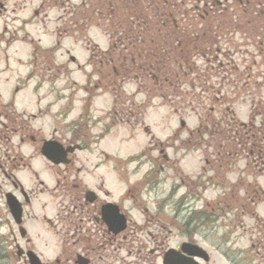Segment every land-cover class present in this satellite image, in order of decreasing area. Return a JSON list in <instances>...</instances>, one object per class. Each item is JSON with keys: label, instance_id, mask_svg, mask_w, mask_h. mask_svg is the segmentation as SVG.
Listing matches in <instances>:
<instances>
[{"label": "rangeland", "instance_id": "obj_1", "mask_svg": "<svg viewBox=\"0 0 264 264\" xmlns=\"http://www.w3.org/2000/svg\"><path fill=\"white\" fill-rule=\"evenodd\" d=\"M81 1L71 0L73 4ZM98 1L88 0L91 6L86 5L89 9L86 12L88 18L94 13L90 9ZM39 2L40 0H33L30 8ZM230 6L227 12L217 13L204 21L196 11L194 12L197 15L190 20L188 15L181 14L182 28L185 25L187 30L178 36L191 42L186 51L178 55L180 58L176 62L173 58L164 65L163 74L171 72L170 78L173 80L172 73L186 71L185 78L184 75L180 76L186 81L182 86L174 83L165 84L163 87L156 85L157 88H154L153 82L158 84L157 80L147 75L144 78L146 85L153 90L149 94L138 93L139 86L133 79L122 80L124 64L127 63L122 64L121 57H117V75L112 64L106 63V75H102L105 88L94 89L102 82L100 74H94L88 83V86L91 85L89 90L96 97L92 109L88 111V118L85 117L82 122L83 125H78L75 118L83 109L85 92L82 85L86 83L87 72L92 70L87 65L89 50L85 43L90 39V43L95 42L102 50L109 48L108 36L113 32L109 18H102L99 24L93 19L98 26L90 19L89 25L76 33L78 35L81 32L84 37L87 36L85 43L68 35L61 39L55 56L46 52L50 55L49 62L43 63L41 72L38 68L36 71L46 75L52 65L54 81L45 79L41 82L40 76L36 75L30 80L26 79L30 69L26 61L33 44L30 39L33 38L36 42L40 39L45 46L56 47L58 37L55 29L59 24L57 17L63 15L62 20L68 23L72 17L68 7L64 9L54 5L46 9L47 15L43 11L37 18L32 17L30 11L26 43H15L0 54L1 96L7 103L13 100L20 112H36L46 105L60 112L61 108L66 105L68 107L69 98L73 96L71 108L62 112L64 118L59 117V124L52 120V113L46 117L45 113L49 111L47 109L43 111L45 116L41 113L40 118L30 120V125L35 131L40 128V134L46 136L51 135L54 126L64 138L71 134L86 136L87 153L92 152V155L89 161L84 158L85 174L87 173L83 177L85 181L99 182L104 179L106 187L117 197L122 194L130 180L138 181L152 166L157 169H151L150 174L154 171L161 172L158 186L153 175L141 180L144 184L149 183L156 187L154 194L145 196L150 210H155L157 206L155 198H166L163 212L151 216L144 230V234L148 236L145 241L148 243L145 255L150 258L146 261L147 264H161L160 256L156 260L157 255L151 253L153 247H164L166 244L174 247L190 239H194L209 251L210 258L204 264H264V162L257 154L262 145L257 142L251 152L253 145L245 143L246 140L240 144L233 141L232 151L220 154L214 145L222 137L220 135L211 143L208 142L209 135L205 133L204 143H199L196 149L190 148L185 140L189 130L198 126L199 121H202L203 127L218 122L225 129L231 127L233 121L253 122L258 129L256 138L261 136L259 128L264 127V13L248 15L249 9L242 8L240 3H234L233 0ZM194 12H190L191 15ZM191 32L199 33V36L195 37ZM114 78L117 81L115 84L112 81ZM120 82H125L122 84L124 88ZM115 85L117 90L114 89ZM19 86L22 88L16 92ZM114 92L117 94V101H114ZM58 93L62 98L56 100ZM144 100L147 102L142 103ZM89 104L88 101L85 107L88 108ZM110 108L120 110L124 119L129 112L130 121L113 122V117L106 118L110 115ZM232 109L234 116L231 112L226 114ZM66 115L69 116L68 119ZM93 119L98 124H93ZM107 120L110 121L107 123ZM182 120L186 121L184 127L181 126ZM227 124H230L228 128ZM109 125V131L96 143V135L105 132ZM147 126L150 127L151 134ZM239 130L242 135L243 127ZM196 134L201 135L197 132ZM16 135L20 134L15 131L11 141L6 144L10 156L7 154L4 157L0 144V161L4 162L13 155L34 153L30 141L27 142L32 145L26 143L21 149L17 148ZM198 140H201L200 136ZM262 153L264 154V149ZM141 154L145 158L140 160L138 156ZM98 159L101 168L96 171L94 164ZM32 167L39 173V178L29 168L23 169L24 166L16 173L25 189L41 188L39 180H43L47 188L54 187L56 174L49 169L41 155H35ZM118 173L123 175V182L117 180ZM2 174L0 171V235L4 234L8 239L12 237L8 221L12 223L13 219L6 202L3 203L2 193L16 190L11 180L7 176L4 178ZM173 189L174 193L171 194ZM62 198L59 190L37 192L33 209L27 207V212L33 217H26L24 226L38 251L43 252L44 259L57 254L63 235L56 233L54 229L51 232L41 223L40 218L35 217L43 214L46 203V213L52 217L56 215ZM14 230L21 236L17 227ZM2 239L0 237V248L5 244L1 243ZM23 242L26 240L23 239ZM45 243L48 244L47 247ZM136 259L137 254L129 255L123 249L116 263L130 264V260Z\"/></svg>", "mask_w": 264, "mask_h": 264}, {"label": "flooded vegetation", "instance_id": "obj_2", "mask_svg": "<svg viewBox=\"0 0 264 264\" xmlns=\"http://www.w3.org/2000/svg\"><path fill=\"white\" fill-rule=\"evenodd\" d=\"M140 1L147 3L143 6ZM233 1L234 3H240L242 8H248V15L258 12L264 13V0ZM31 3H33V0H0V54L4 49L7 50L15 43L22 42L23 38H27L29 33L25 29L30 23V11H32V17L37 18L43 11L47 15L46 9L52 8L55 3L64 5L65 1L41 0L33 8H30ZM110 4L112 5L113 13L115 12L116 15L123 12L132 13L133 16L135 15L139 20H142V24L147 29H149L147 26L151 25L149 19L151 11L158 14L160 23L162 22L164 25L166 18H171L174 15L178 16L182 9L188 15L189 20L196 16L197 12L201 16V20L204 21L209 20L210 17L217 13L227 12L231 8V0H116L114 2L110 1ZM148 10L150 11L148 12ZM190 12L195 14L191 15ZM174 20L176 28L181 30L180 25H183L181 18L178 16ZM20 25L25 28L22 30L25 31L23 34H19V32H22ZM237 28L239 29V26ZM183 29L187 30V27L184 25ZM213 31L216 32L215 29ZM193 34L199 36V33L193 32ZM114 40H118L120 44L123 43L121 37H116ZM31 42L33 44L32 50L29 51V58L36 65L32 70V73H35L37 68L41 70L43 63L48 62L50 55L46 52L51 51L44 49L33 38ZM41 52H44V54ZM41 113L44 115L43 111L39 110L38 113H32L24 118L18 117L15 111H12L0 101V144L3 147L4 157L7 154L10 156V151L6 150L8 147L6 144L11 141L15 131L20 134L16 135L17 148L21 149L26 143H29L27 141H30L33 145L29 144L34 148V153L32 154L21 153V156L13 155V157H9L4 162L0 161V171H2L3 177L7 176L11 180L17 191V193L16 191L14 193L19 196L23 203L26 212L23 224L26 221V217H33L27 212V207L30 206L33 209V201L37 192L45 193L54 189L59 190L63 197L60 202V209L56 215L52 217V215L49 216L46 213V203L43 206V214L35 217V219L40 218L41 223L50 229L51 232L54 229L56 233L63 235L57 254L52 260H50L51 258L43 259V263L117 264L119 253L121 254V251L125 249L129 255L132 253L138 255V259L130 260V264H147L146 261L150 260V258L145 255L148 245L145 241L148 236L144 234V230L148 225L149 218L161 212V209L158 206L160 204L158 197H154L157 204L155 210H150L149 206H147L148 200L143 198L142 195L154 194L156 187L149 183H141L142 186L136 183L133 185L134 188L128 185L125 198L118 200L114 198L113 193L106 187L104 179L99 182L85 181L83 177L87 173L85 174L86 165L84 158L86 161L91 158V154L86 152V136L83 134H71L64 138L58 133L59 129L57 127L54 128L50 136L40 134V128L35 131L30 125V120L42 116ZM28 137L30 140H25ZM48 140H54L55 142L53 141L51 144L58 146L60 151L64 152L63 163L61 164H54L42 156L49 169L55 172L56 183L53 188H47L45 182L39 180L41 188L25 189L17 178L16 173L24 166L23 169L29 168L39 178V173L33 169L30 160L36 154L41 153L43 144ZM100 165L94 164L96 171ZM117 177L122 179L123 175L118 173ZM158 185L159 183H157ZM5 193V191L2 193L4 204ZM126 200H129V202L127 201L128 204ZM32 212L35 211L32 210ZM109 217H112L114 222L110 225L111 227L106 223ZM119 217H123L124 223H118ZM8 223L10 224L12 237L7 239L5 236L0 235L3 238L1 243H5L0 248V264H29L27 252L34 250L37 253L34 242L31 241L32 239L28 235L23 238L17 235L14 227H17L19 231L21 228L20 224L18 225L14 221L12 223L8 221ZM121 226H123L122 229L117 231ZM23 239L26 242H23ZM47 245L45 243V246ZM179 246L180 243L176 245V247ZM167 247V244L164 247L155 246L152 248L151 253L157 255V260L159 256L161 257L165 253ZM41 253L43 252L38 253L40 257H42ZM200 260L203 261L202 259Z\"/></svg>", "mask_w": 264, "mask_h": 264}, {"label": "trees", "instance_id": "obj_3", "mask_svg": "<svg viewBox=\"0 0 264 264\" xmlns=\"http://www.w3.org/2000/svg\"><path fill=\"white\" fill-rule=\"evenodd\" d=\"M104 3L109 4V0H104ZM88 7H91L90 4H86ZM99 7V4L96 3V6L93 9H90L94 13L90 14L91 18L93 15L96 14V10ZM112 9V8H110ZM81 12L80 14L83 16L85 15V19H88V15H86V12H88V8L86 6L83 8L79 9ZM85 13V14H84ZM115 13V12H114ZM111 14V13H110ZM116 14V13H115ZM118 14V13H117ZM126 12L119 14L120 17L117 15L111 14L112 17H118L116 19V22L119 26V29H123L124 26L126 25ZM84 19V20H85ZM132 30V28H124L127 37L129 36V33ZM123 31V32H124ZM134 37V35H133ZM139 39V37H137ZM143 39L142 41H139L138 44L135 42L130 43L128 46H125L124 48H120L119 50H114V49H109L106 53H103L99 50L98 46L94 45L92 48V58L97 57L99 55H106L108 56V59L111 60V57L114 59V57H121L122 64L125 65V74L122 79L126 78H134L140 83V88L144 89L148 94L153 90L152 87L162 86L165 84H179L180 86L186 84V81L180 78L181 75H184L186 71H180L178 70L177 72L172 73L173 80H171V72L163 74V69L164 65L172 60L174 58L175 62L180 58H178V55L181 54L182 52L185 51V48L183 47H176L174 44H170L168 42L160 41L162 44H143ZM168 44V45H166ZM133 56V57H131ZM104 59V58H103ZM130 61V63H128ZM121 63V62H120ZM162 73V74H161ZM153 76L155 78L158 84L153 82L152 87H149L146 85L145 82V76ZM184 81V82H183ZM193 86V84H190ZM117 88V85L114 86ZM145 87V88H144ZM118 89V88H117ZM117 97V94L115 95ZM234 116L233 110H228L226 114H230ZM224 119V118H223ZM233 125L231 127L230 124H227L226 128H222L221 124L218 122H213L211 125L208 124L209 127H203L202 122L200 126L194 131L195 135H193V132L188 138V145L190 148H198L199 143H204V136L205 133L209 135L208 142H211L213 140H216L219 135L222 136L220 140H218L214 145L218 149L217 153L223 154V153H229L232 151L233 147V141H235L237 144L242 143V141H245V143H248L249 145H253L251 152L254 151V146L257 142H259L262 146L258 148L259 153L258 155L261 154L263 151V141H264V128H259L260 129V134L261 136L259 138L257 137L258 134V129L256 126L252 123L245 124V123H238L236 121H233ZM243 127V134L241 135V130H239ZM215 127V129H214ZM221 128V129H220ZM214 129V130H213ZM231 131V132H230ZM197 133H200L201 135H197ZM223 134V135H222ZM198 136L201 137V140H198ZM263 140V141H262ZM238 141V142H237ZM223 150H227L226 152H222Z\"/></svg>", "mask_w": 264, "mask_h": 264}, {"label": "water", "instance_id": "obj_4", "mask_svg": "<svg viewBox=\"0 0 264 264\" xmlns=\"http://www.w3.org/2000/svg\"><path fill=\"white\" fill-rule=\"evenodd\" d=\"M184 124V122H183ZM53 143L52 141L46 142L44 145L42 151L44 155L49 158L50 160L54 161L55 163H60L63 161V153L60 151L59 147L56 145L51 144ZM7 201L10 206L11 212L15 218V220L18 223L22 222V217H23V206L21 202L17 199L15 195L12 193L7 194ZM120 218V217H119ZM118 218V223L122 224L124 223L123 217L120 219ZM108 224L111 225L113 222L112 217H109L107 219ZM111 227V226H110ZM123 226L119 227L117 231L121 230ZM25 234V229L22 228V235ZM33 253V252H32ZM30 254V259L32 264H42L40 261L39 256H37L35 253ZM32 254V255H31ZM195 256L203 257L205 259H208V254L207 252L199 245L189 243V242H184L183 245L181 246V250L177 249H170L165 253L164 256V264H200L196 259Z\"/></svg>", "mask_w": 264, "mask_h": 264}]
</instances>
